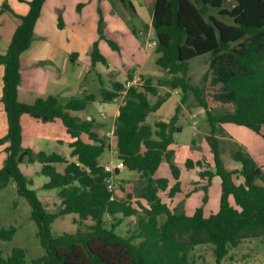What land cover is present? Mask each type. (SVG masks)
Instances as JSON below:
<instances>
[{
  "label": "trees",
  "instance_id": "obj_1",
  "mask_svg": "<svg viewBox=\"0 0 264 264\" xmlns=\"http://www.w3.org/2000/svg\"><path fill=\"white\" fill-rule=\"evenodd\" d=\"M24 1V0H22ZM46 0H28L30 9L20 15L4 4L0 13L12 11L20 18L10 45L0 54L5 66L2 101L8 118V132L0 145L8 142L7 158L0 168V188L11 179L18 192L31 204V217L38 224V237L46 253L32 264H199L192 255L197 246L212 245L218 264L247 238L264 237V169L244 147L236 143L233 152L241 168L228 169L222 158L221 139L217 131L225 132L224 123L247 126L264 138V0H155L152 28L156 37V64L166 75L155 80L140 77V82L127 86L128 80L112 81L102 87L100 96L85 92L62 102L58 96L39 97L33 103L19 100L21 84V54L34 41L35 27ZM135 12L131 0H122ZM232 3V5H230ZM100 20L99 39L93 44L91 62L107 63L100 50V40L119 51V45L107 38ZM59 25L63 26L62 15ZM210 54L209 67L200 84L192 83L190 60ZM167 90L162 92V89ZM173 90L181 93V103L169 120L147 122L148 115L166 102ZM124 95L116 119L114 135L119 161L124 170L139 177L133 195L126 198L109 189V179L116 171H107L100 157L109 145L97 128L94 118L88 119L74 111L87 112L100 97L113 101ZM193 95L205 108L211 126L207 140L213 153L215 173L202 170L200 176L210 183L214 174L221 178L219 210L205 215L198 206L189 215L171 208L160 196L168 190L169 197L181 191V168L174 160L175 134L183 104ZM28 114L43 122L61 119L71 135V157L58 152L36 151L23 146L21 116ZM40 162L41 173L49 180L44 188L59 189L60 206L50 211L31 187L33 180L20 164ZM167 160L176 180L170 187L167 177H155L162 162ZM56 164H62L59 170ZM187 168L203 166L201 160L188 159ZM242 178L238 182L237 179ZM204 189L208 190V184ZM208 200L206 194L203 201ZM75 213L79 228L75 233L54 234L53 222L61 216ZM136 217L129 234L117 228L125 218ZM16 227L0 224V240H10ZM0 264H29L26 250L15 247L8 258L0 246ZM202 264V263H200Z\"/></svg>",
  "mask_w": 264,
  "mask_h": 264
},
{
  "label": "rangeland",
  "instance_id": "obj_2",
  "mask_svg": "<svg viewBox=\"0 0 264 264\" xmlns=\"http://www.w3.org/2000/svg\"><path fill=\"white\" fill-rule=\"evenodd\" d=\"M12 1L14 0H0L1 9L4 4H10L13 9ZM137 7V10L134 12L131 8L128 7L127 12L120 13L119 16L121 19H117L113 13V9L119 8L121 0H93V2H88L86 0H46L45 4L48 7V11L53 9L56 6L59 7L57 11V26L59 25V15H62L63 26L67 30L70 28V33L73 35V32H78L81 34V61L75 63L73 61L67 64V74L71 82L73 89L80 90L76 92L75 96H82L83 89L85 86L88 87V92H95L100 96V90L102 87L110 88L111 82L109 76H102L99 78L96 71L91 70L88 64L90 59L86 57L87 55L85 50L83 51L82 45L86 41L93 42L99 38V28L100 20L102 19V25L104 27V33L119 39L125 40L130 37V33L134 37L133 46L138 45L144 41V30L147 20L150 18L151 10H153L155 0H131ZM43 5V9L45 8ZM40 16V21L37 27V31L34 34V39L38 40V36H42L45 33L46 29L48 31L51 28V20L49 14L43 11ZM5 12V11H3ZM2 12V13H3ZM12 12V11H10ZM136 31V32H135ZM120 32V33H118ZM143 39V40H142ZM71 42L73 39L71 38ZM137 47V48H138ZM142 51L135 50V54L138 57L142 54L143 58L147 60L149 66L154 65L157 69V74L160 72L164 73V69L158 66L155 62L156 52L154 51V46L151 42L147 44H141ZM101 51L106 56H111L114 58V50L111 46L103 41L101 43ZM90 57V56H89ZM108 60H111L110 58ZM210 54L200 55L190 60V71L189 74L192 78L193 84H200L202 75L209 67ZM109 64H111L109 62ZM150 69L145 68L144 73H147ZM91 71V72H89ZM151 73V71H149ZM148 74V73H147ZM81 75V81H79V76ZM87 75V79L84 80ZM166 73L163 75L165 76ZM81 92V93H80ZM176 98L179 99L180 95L176 94ZM101 100V98L99 97ZM63 102V101H62ZM118 101L116 100L115 103ZM178 103L175 98L170 99L167 104L159 112L163 118H169L171 114L176 113ZM184 105V104H183ZM197 106L192 108L193 112H189L184 115L179 113L178 124L182 127V131L175 134L176 142L173 144L175 153V161L180 166L182 172V179L184 178L185 186L192 187V174L193 169L187 168L185 162L188 159L193 161L201 160L205 169L212 166V153L210 150V145L206 138V133L211 132V126L208 122V118L205 112V108L201 107L198 104L197 100L193 95L188 98L187 104ZM112 104H109V108ZM190 108V107H189ZM188 109V108H184ZM91 114L98 119V122L103 125L101 127L102 135L106 138L108 135L113 134L111 129L115 123V118L113 112L108 108H105L103 103L97 100L92 103L90 109ZM105 115V116H104ZM158 115V114H157ZM156 114H149L147 122L154 123L159 117ZM109 119L110 126H107V123L104 119ZM100 119V120H99ZM244 127V126H243ZM104 129V130H103ZM108 135L105 133L106 130H109ZM44 131V130H43ZM198 132V133H197ZM110 133V134H109ZM197 133V134H196ZM223 132L217 131L218 135H221ZM224 135V134H223ZM110 138V137H109ZM221 139V137H219ZM235 140L236 137H233ZM238 141V140H237ZM237 142H232L231 140L221 139V152L222 158L225 166L228 169H234L235 167H240L241 162L237 161L233 157V152L235 150V144ZM70 147L67 143L60 146V152L65 156L70 155ZM118 148L116 143L113 144L111 149L106 148L104 153L100 157L102 164H111L117 167L119 163L118 159ZM27 160L23 161L21 167L24 173L33 180L31 187L36 190L39 198L46 204L47 208L56 212L60 206V197L59 189H47L44 188V184L49 180V177L41 171L40 164L38 161L28 164ZM156 177H168L172 178V172L170 165L167 160L163 161L157 172L155 173ZM113 183L116 187V193L123 198H126L129 193L133 195V200H140L143 203H147L144 198H140L137 195L136 190L139 187V177L137 173L128 172L122 170L119 173H115L113 176ZM206 181V182H205ZM204 183H208L206 178ZM210 197L209 205L203 203V197L205 195ZM220 196H221V182L218 180L212 181L211 188L205 190L202 186L201 191L194 195L193 203L189 207L197 208L198 206H205L206 214L209 215L218 210L220 205ZM162 197L165 201L173 204V201L170 200L169 196L162 192ZM179 210H183L184 201L177 204ZM176 209V208H175ZM32 207L30 202L25 196H22L18 192L17 183L14 179L8 183L4 188H0V224L3 227L9 228L11 226L16 227L15 235L10 240H0V246L2 250V255L5 258H8L13 248L22 247L26 250V259L29 264H32L35 258H38L46 253L44 247L42 246L41 240L38 237V224L31 217ZM77 215L75 213H70L65 216L58 217L55 222L52 224V230L54 234L62 233H75L79 228L86 229L88 223H83L81 225L76 221ZM136 217L125 218L123 223L117 228V232L125 235L129 234L136 225ZM193 258L200 264H218L216 257L213 253L212 245H202L197 246L192 252ZM221 264H264V238H247L245 239L238 247L231 248L229 254L222 260Z\"/></svg>",
  "mask_w": 264,
  "mask_h": 264
},
{
  "label": "crops",
  "instance_id": "obj_3",
  "mask_svg": "<svg viewBox=\"0 0 264 264\" xmlns=\"http://www.w3.org/2000/svg\"><path fill=\"white\" fill-rule=\"evenodd\" d=\"M86 1L93 2V0H86ZM12 4H13V9L10 4L8 5L11 7L13 11H15L16 13L20 15L27 14L30 9L28 0H24V1L14 0L12 1ZM133 5L136 11L137 7L134 3ZM0 9H1V6H0ZM127 9L128 7L121 0V4L119 5V8L116 9V11L113 9V13L115 14L116 18L119 20L121 19L119 17L121 16L120 13L124 14L125 12H127ZM44 10L45 12L49 14V18L51 20L50 30L48 31V29H46L45 33L42 34L41 37L38 36V40L34 39L32 45L21 54V84L19 86L18 97L20 101L26 102V103H33L37 98L47 97L49 95H56L59 97L61 101L66 102L68 99L75 96L77 94L76 92L81 91V89L75 90L72 88L71 82L69 80L67 70H66L67 64L69 62L73 61L75 63H78L79 61H81V55H82L81 34L78 32H73L72 33L73 35H71L69 34L70 28H67L66 30L64 28L57 26V11L59 10L58 6L48 11V7L45 4V8L43 9V11ZM118 11L120 13H118ZM152 16H153V10H151L150 18L147 20V23L145 25V30H144L145 32L143 34L144 41L141 44H147L148 42H151V44L154 46V51H155L156 45L154 43L156 42V37L154 34V30L152 28ZM20 21H21L20 18L15 16V14L13 12H10V10H6L5 12L0 13V54H4L7 51L10 45V42L12 40V37L14 35V32L18 24L20 23ZM39 21H40V18L37 21L35 32L37 31ZM105 36L115 41L116 43H118L119 48H120L119 51H116L111 47L114 50V53H112L114 54L113 59L111 58V56H106L101 51L106 57L107 63L97 62L96 65L93 67L92 62H91V52H92L93 44L95 41L93 42L86 41L84 43L85 45H82L83 51L85 50L86 52L85 54L87 55L86 57L90 59L89 61L90 64L88 65L90 66L91 70L96 71L100 79L102 76L111 75V77H109L110 82L112 81L124 82L130 79V76L132 75L133 80L137 79L138 77H153L155 80H157L158 78L163 77V75L166 73V71L164 70L165 71L164 73L160 72L159 74H157L156 72L157 69H155L156 67H154V65L149 66L147 60L143 58L142 54L139 55L138 57L136 56L134 51L135 50L142 51L141 44H140V47H138L137 45L138 48L136 46H133L134 37L131 33H130V37L126 38L125 40H119L107 34H105ZM71 38L73 39V42H71ZM103 41L108 43L106 39L100 40V43H99L100 50H101V43ZM156 57H157V54H156ZM109 58L111 60H108ZM109 62L111 64H109ZM155 62H156V58H155ZM145 68L150 69L149 71H151V73L148 70H147L148 74L144 73ZM4 73H5V66L3 64H0V138L4 137L8 132V118H7V113L5 110V105L2 101L3 86H4ZM86 79H87V75L85 76L84 80ZM79 81H81V75L79 76ZM165 90L167 89L163 88L162 92ZM86 91L88 92L87 86H85L82 93L84 94ZM176 94L180 95L179 99L176 98ZM172 98H175L176 102L179 105L181 103L180 91L173 90L171 92L170 98L166 102H164L158 110L151 112V114H156V115L158 114L157 116L159 118L157 120H169L175 115L174 113V114H171L169 118H163V116L160 115L159 113L162 110V108L167 104V102ZM98 100L103 103L105 108H108L109 111L111 110L113 112L114 118L117 119L120 113V106L124 102V95H121V97L113 101H103V100H100L99 98ZM116 100L118 101L117 103H115ZM96 101L97 100L93 102H96ZM92 103L90 104L87 112L74 111L73 113L79 116L88 118V119L94 118L97 123L98 131L102 134L103 131L101 127L103 125H101V123H99L100 121L98 122V119L95 118L90 112ZM109 104L110 105L112 104L110 108L108 107ZM189 107L185 104L182 105L180 115L181 114L184 115L185 113H187L186 110H189V112H191L192 114L193 112L192 108L194 107L197 108V106H193V105H189ZM184 108H188V109H184ZM175 112H176V109H175ZM106 117H104V119L102 120H105L107 123V126H110L109 125L110 120L105 119ZM21 124H22V130H23V146L24 147H31L36 151L44 150L49 153L55 151V152L62 154L60 152V146L64 145L65 143L69 145L71 141V135L68 133L67 128L61 119H55L53 121L43 122L39 119H34L30 117L28 114H23L21 116ZM115 126H116V120L113 125V128L111 129L113 134L108 135V132H110V129L105 131V133L108 135L107 138L105 135V139L110 149L113 146V144L116 143V137L114 135ZM222 127L224 128L225 132H223L221 135H218V136L221 137V139L231 140L232 142L233 141L237 142L238 145L244 147V149L247 150L249 154L252 155V157L264 169V138L261 137L259 134H257L255 131H253L251 128H248L247 126L243 127V125H238L235 123H224ZM208 135H210V132L206 133V138L208 137ZM233 137H236L238 141L235 140ZM175 142H176V136H175ZM8 144L9 143L6 142L0 145V168L5 164V161L7 158L6 148ZM235 147H236V144H235ZM210 150H211V147H210ZM175 153H176V150H175ZM211 153H212V150H211ZM66 157H68L69 159H74L71 157V155L66 156ZM210 158L212 159V166H209L210 168L205 169L204 166H195L194 168H192L194 172L192 174V181L194 183L192 187L185 186V182H183L184 178L182 179V172H181L180 180L182 184L181 185L182 189L175 196L169 197L170 200L173 201V204H170V202L165 201L162 197V192L168 195V190L160 191L159 194L162 200L166 202L173 209L177 208L178 206L177 204L179 202L184 201L183 210L189 215L193 214L196 208H191L189 206L194 204L192 202L194 195L201 191L202 186L204 187V185H206V183L201 182V181H205L206 178L201 177L200 172L202 170H210L211 172L215 173L216 171L214 161H213V153H212V157ZM174 160H175V155H174ZM39 164H40L39 171H41L42 165L40 162ZM104 165L106 166V165H111V164L107 163ZM56 166L58 167L59 170L63 169L62 164H56ZM241 166L242 165H240V167L238 168H241ZM116 168H119V167H116ZM116 168H115V171H116ZM122 170H124V168L122 169L119 168V171L117 173H119ZM169 179H170V187H171L174 185L176 180L173 178V176L172 178H169ZM214 179L221 182L220 176L214 174L211 182L210 183L208 182L209 183L208 190L211 188L212 181H214ZM237 181L238 182L242 181V178L237 179ZM209 201H210V197L208 196V200L206 202L203 201V203L207 204L208 206ZM60 203H61V200H60ZM219 207H218V210H219ZM204 212H205V215H207L205 206H204ZM259 238H264V237H259Z\"/></svg>",
  "mask_w": 264,
  "mask_h": 264
},
{
  "label": "built area",
  "instance_id": "obj_4",
  "mask_svg": "<svg viewBox=\"0 0 264 264\" xmlns=\"http://www.w3.org/2000/svg\"><path fill=\"white\" fill-rule=\"evenodd\" d=\"M154 44H156V42ZM139 82H140V77H138L137 79H134V80H128L127 81V86H131L132 84H136V83H139ZM117 167L122 169V168L125 167V165H124V163L122 161H119ZM105 168H106L107 171L114 172L116 167L113 166V165H106ZM112 179H113V177H111L109 179V184L108 185H109V189L110 190H114L115 191L116 187H115V184L113 183Z\"/></svg>",
  "mask_w": 264,
  "mask_h": 264
},
{
  "label": "water",
  "instance_id": "obj_5",
  "mask_svg": "<svg viewBox=\"0 0 264 264\" xmlns=\"http://www.w3.org/2000/svg\"><path fill=\"white\" fill-rule=\"evenodd\" d=\"M230 5H232V3H230ZM119 171V168H116V172H118Z\"/></svg>",
  "mask_w": 264,
  "mask_h": 264
}]
</instances>
